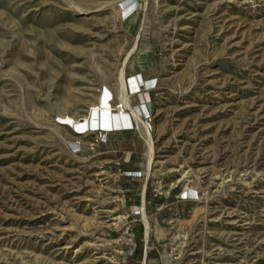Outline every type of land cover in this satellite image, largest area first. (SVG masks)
Here are the masks:
<instances>
[{"label": "rangeland", "instance_id": "1", "mask_svg": "<svg viewBox=\"0 0 264 264\" xmlns=\"http://www.w3.org/2000/svg\"><path fill=\"white\" fill-rule=\"evenodd\" d=\"M0 264H264V0H0Z\"/></svg>", "mask_w": 264, "mask_h": 264}, {"label": "bare ground", "instance_id": "2", "mask_svg": "<svg viewBox=\"0 0 264 264\" xmlns=\"http://www.w3.org/2000/svg\"><path fill=\"white\" fill-rule=\"evenodd\" d=\"M129 10V8H126V11H128ZM124 77H125V70H121V72H120V76H119V91H120V102L122 103V105L124 106V107H126V109L127 108H129V106H130V103H129V96H128V94H127V92H126V84H125V80H124ZM144 83V82H143ZM147 84H150V83H147ZM140 85H142L143 86V84H139V79H135V81H132V86L131 87H133V88H136V87H138V86H140ZM144 85H145V83H144ZM132 113H133V116H134V118L137 120L136 122L138 123V125H142V122L140 121V119L138 118V116H137V114L135 113V112H133L132 111ZM119 115V114H118ZM145 131L148 133V139H147V143H148V160H147V170H150V169H152V167L155 165L154 163H155V161H154V156H153V154H154V147H153V144H152V142H151V140H150V132H149V130L146 128V126H145ZM192 173V172H191ZM192 176H191V174L189 173V171H184L183 173H182V175H181V179H183V180H185V184H184V186L185 187H187L190 183H191V181H190V178H191ZM190 186V185H189ZM186 194L187 195H192L193 194V192H192V190H190V192L189 191H187L186 192ZM116 220H119L120 219V216H117L116 218H115Z\"/></svg>", "mask_w": 264, "mask_h": 264}]
</instances>
